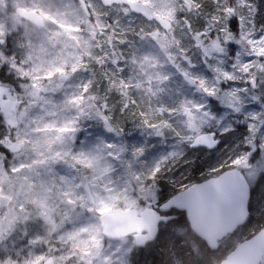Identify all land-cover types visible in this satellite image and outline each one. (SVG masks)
Segmentation results:
<instances>
[{
    "label": "snow or ice",
    "instance_id": "snow-or-ice-1",
    "mask_svg": "<svg viewBox=\"0 0 264 264\" xmlns=\"http://www.w3.org/2000/svg\"><path fill=\"white\" fill-rule=\"evenodd\" d=\"M0 264H264V0H0Z\"/></svg>",
    "mask_w": 264,
    "mask_h": 264
}]
</instances>
